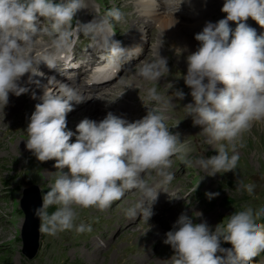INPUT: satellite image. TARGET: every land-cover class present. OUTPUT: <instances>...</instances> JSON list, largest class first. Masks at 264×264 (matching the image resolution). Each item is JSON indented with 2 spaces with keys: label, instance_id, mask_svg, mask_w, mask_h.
I'll return each instance as SVG.
<instances>
[{
  "label": "clouds",
  "instance_id": "9594fccd",
  "mask_svg": "<svg viewBox=\"0 0 264 264\" xmlns=\"http://www.w3.org/2000/svg\"><path fill=\"white\" fill-rule=\"evenodd\" d=\"M84 7L85 0H0V105L9 103L10 93L19 96L29 91L21 83L25 74L28 83L40 84L34 77L41 61L53 67L57 59L69 60L81 33L90 35L95 48L107 53L113 64L140 50V45L125 48L113 39L111 19L123 18L119 8L109 9L103 18L73 25L76 13ZM221 11L226 13L224 17L206 22L195 34L200 43L187 55L184 75L194 100L184 108L216 151L196 161L208 176L236 168L240 159L236 140L252 121L264 119V34L258 35L246 23L251 17L264 26V0H224ZM39 17L50 20L51 27L45 23L38 27ZM230 21L236 22L235 27ZM40 34L52 37L56 51L51 56L31 54ZM166 71L168 60L161 55L137 67L138 74L149 81ZM172 94L180 99L185 96L180 89ZM32 95L35 98L36 93ZM147 98L159 99L155 87L147 89ZM39 99L27 125L26 148L39 161L55 159L57 169L54 182L42 193V205L33 210L40 220L39 231L50 235L69 229L90 232L91 223H75L73 205L103 210L128 189L138 190L143 199L124 209L125 215L139 214L149 221L159 191L146 175L155 170L161 185L173 180L171 157L188 151L181 134L171 132L164 116L154 108L134 121L111 111L100 120L85 117L73 131L67 115L74 108L73 101H86L83 96L63 83L59 93L45 87ZM73 136L75 141H71ZM180 159L191 163L183 155ZM245 186L255 191L257 182L240 177L237 190ZM205 195L212 199L219 192L206 191ZM53 205L55 210L49 212ZM261 216L264 208L249 203L212 230L207 221L196 223L182 212L164 240L173 249L172 264H264V260L253 259L264 252ZM229 240L235 244L222 243Z\"/></svg>",
  "mask_w": 264,
  "mask_h": 264
},
{
  "label": "rangeland",
  "instance_id": "374dc122",
  "mask_svg": "<svg viewBox=\"0 0 264 264\" xmlns=\"http://www.w3.org/2000/svg\"><path fill=\"white\" fill-rule=\"evenodd\" d=\"M120 1V9L125 13L120 21L110 18L112 25H117L123 34L135 31L137 36L140 35L138 29L143 28L149 42L145 56L149 55L151 61L157 59L154 47L161 40L159 29L153 23L143 24L142 19L134 14L133 6L139 4V0ZM85 2L93 8L90 11L91 15L99 19L103 18L109 9L115 8V2L118 3L119 0L106 2L85 0ZM165 16L166 14L162 13L157 15L156 19L162 17L163 20ZM176 16L178 21L185 23L184 11L177 12ZM185 54L188 55L189 52L185 51ZM186 58L185 55L184 57L178 55L171 62L169 72H164L156 80H145L137 73V67L143 64L135 66L133 74L126 73L130 88L139 86L140 95L147 94L146 88L155 87L159 99H149L146 109L148 111V108H154L164 116V123L171 132L179 131L181 139L188 147L184 157L191 161L185 163L182 160L183 164L176 163V165L177 180L192 192V196L185 199L178 207L171 202L154 212L153 216L158 218L155 222L158 227L154 229H152L154 224L142 219V216L139 220L134 218L133 222L131 217L125 215L124 209L143 199L142 193L134 189L127 195V200L123 199V203L117 205V201L114 200L115 205L112 202L110 207L103 210L95 206L73 205L77 213L75 223H91L92 231L78 233L74 229H69L55 235L42 233L41 249L34 259L29 260L23 252L25 244L22 231L25 215L20 209L21 197L24 189L30 185L37 186L40 193L46 192L56 178L57 169L54 167L55 159L39 161L32 151L26 148V129L29 121L12 128L13 124L23 120H14L8 116L6 122V117L2 115L4 112L0 113L2 117L0 118V264H143L142 260L145 264H172L173 249L170 245L161 243V239L167 229L174 225L182 211L194 214L192 216L196 223L207 221L212 230H215L217 224L231 216L241 206L251 203L258 209L264 208V127L255 133L243 131L238 137L236 144L240 159L233 171L208 176L207 172L196 163L201 156L208 157L216 154V151L214 143L210 144L208 137L200 133L201 126L193 124L192 117L188 116L187 109L184 108L188 103H194L191 88L186 85L184 76L178 78L180 73H187ZM172 68L175 71H172ZM166 82H172L174 85H166ZM175 88L185 93L183 99L172 94ZM95 98L98 99L97 96ZM22 100L27 107V98ZM10 105L13 107L14 103ZM21 115L22 113H18L16 118ZM6 124L12 125L8 127ZM75 139L76 137L73 136L71 141ZM156 176L155 172L147 173L149 184L159 178ZM240 177L246 182H257L255 191L249 190L246 186L242 191L237 190V181ZM206 191L219 192V195L209 199L205 195ZM55 207V205L51 206L49 212L54 211ZM196 210L203 215L199 216ZM260 219L264 221V216ZM222 243L235 244L231 240Z\"/></svg>",
  "mask_w": 264,
  "mask_h": 264
},
{
  "label": "bare ground",
  "instance_id": "6f19581e",
  "mask_svg": "<svg viewBox=\"0 0 264 264\" xmlns=\"http://www.w3.org/2000/svg\"><path fill=\"white\" fill-rule=\"evenodd\" d=\"M152 1V0H151ZM153 15V14H152ZM165 24H169L170 25V29L173 31V32H176V28H177V26H176V20L173 18V17H171V16H166L165 17ZM148 34H149V32H148ZM148 39V38H147ZM196 44V42H194V41H191L190 42V47H193L194 45ZM186 51V50H185ZM182 64V63H181ZM180 65V64H179ZM183 65H185V64H183ZM183 65H182V67H183ZM172 71H175V69L174 68H172ZM138 73V72H137ZM58 80V79H57ZM56 80V81H57ZM179 80V79H178ZM63 82L64 83H67L68 85L70 84V82H68V81H66V80H63ZM164 82V81H163ZM53 84V86H55V89H54V91L53 92H55V93H59L60 92V90H61V85L58 83V82H53L52 83ZM166 85H172L173 83L171 82V83H169V82H166L165 83ZM174 85V84H173ZM74 90L76 89L75 87H73V86H71ZM106 87V86H105ZM165 88V87H164ZM177 88H175V90H176ZM76 91H77V93L79 94V95H81V96H83L84 97V99L86 100V101H84V102H82V103H79V104H77V103H75V101H73V104H74V108H73V110L70 112V113H68V115H67V122H68V127L70 128V129H72L73 131H76V123L78 124L82 119H83V116H85V117H87V118H91V119H97V120H99V118L97 117V116H99V113H98V108H97V103H98V99H96L95 98V96L94 97H92L91 95H88L87 93L85 94L84 92H83V90L82 89H76ZM112 91H116V89H113ZM32 92H34V90L33 89H29V91L28 92H26V93H23V94H21V96H24V95H28V94H30V95H32ZM40 97H38L37 95L35 96V98L33 97V95H32V106H31V109H34L35 108V105L37 104V103H39V102H41L40 101V99H39ZM104 98V96H102L101 97V99H103ZM175 98V97H174ZM23 99V98H22ZM100 99V100H101ZM193 100V99H192ZM194 101V100H193ZM180 102V101H179ZM10 103H14V106L13 107H11L12 108V111H11V113H10V116L11 117H13L14 119H18V118H21V117H23L24 115H25V113L28 111V109H26V108H24V106H23V104H22V102L19 100V97L18 96H16L15 94H13V93H10L9 94V103L8 104H10ZM7 104V105H8ZM7 105L6 106H4V105H0V113H3L4 112V109L7 107ZM12 105V104H11ZM18 113H22V115L21 116H19L18 118H16V115L18 114ZM6 117V116H5ZM0 118H2L1 116H0ZM7 118V117H6ZM262 120V121H261ZM29 121V119H25V120H23V121H20V122H18V123H16V124H13V126H12V128L13 127H16V126H19L20 124H23V123H27ZM0 122H1V119H0ZM7 125V124H6ZM12 125V124H11ZM11 125H7L8 127L9 126H11ZM264 127V119H259V120H254V121H252V123H251V126L247 129V130H245L244 132H253V133H255V132H257V131H259L260 129H262ZM7 129V128H6ZM6 131H8V130H6ZM5 131V132H6ZM12 131V130H11ZM6 134V133H5ZM157 219L158 218H156V217H154V216H152L151 218H150V220H149V222L150 223H152V224H154L153 225V227H152V229H154L155 227L157 228L158 227V225H155V222H157ZM160 226V225H159ZM152 235V234H151ZM96 242V241H95ZM98 244V243H97ZM143 261V264H145V261L144 260H142Z\"/></svg>",
  "mask_w": 264,
  "mask_h": 264
},
{
  "label": "water",
  "instance_id": "95a60500",
  "mask_svg": "<svg viewBox=\"0 0 264 264\" xmlns=\"http://www.w3.org/2000/svg\"><path fill=\"white\" fill-rule=\"evenodd\" d=\"M42 205L41 193L37 186H31L24 192V197L21 200V208L23 209L26 220L22 231L25 249L23 252L29 260H32L38 254L40 248V231L39 218L34 215V208Z\"/></svg>",
  "mask_w": 264,
  "mask_h": 264
}]
</instances>
